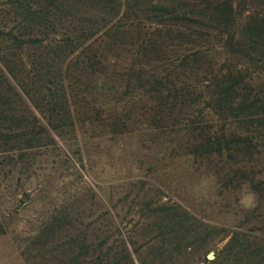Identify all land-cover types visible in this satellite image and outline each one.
Here are the masks:
<instances>
[{
	"label": "trees",
	"instance_id": "16d2710c",
	"mask_svg": "<svg viewBox=\"0 0 264 264\" xmlns=\"http://www.w3.org/2000/svg\"><path fill=\"white\" fill-rule=\"evenodd\" d=\"M1 8L13 22L0 28V162L18 157L25 170L26 151L53 141L24 97L52 125L95 121L144 138L156 128L152 140L198 164L193 193L206 177L228 201L252 195L240 211L246 228L220 253L228 264H264V0H3ZM60 221L39 230L50 261L120 264L85 237L60 242Z\"/></svg>",
	"mask_w": 264,
	"mask_h": 264
},
{
	"label": "rangeland",
	"instance_id": "374dc122",
	"mask_svg": "<svg viewBox=\"0 0 264 264\" xmlns=\"http://www.w3.org/2000/svg\"><path fill=\"white\" fill-rule=\"evenodd\" d=\"M9 17L1 8V29L13 22ZM24 100L53 141L45 139L41 147L26 151L30 163L25 170L16 156L0 162V264H63L50 261L44 231H39L43 221L57 216L64 218L60 242L78 236L80 245L85 237L84 244L97 248L96 253L110 247L109 255L120 264L229 263L220 251L234 231L246 228L240 211L251 207V194L228 201L203 176L206 189L193 193L189 173L198 177V164L168 153L165 140H152L156 128L148 140L138 133L112 135L95 121L55 120L52 125L44 108ZM174 201L184 207L174 210ZM251 235L262 237L256 231Z\"/></svg>",
	"mask_w": 264,
	"mask_h": 264
}]
</instances>
